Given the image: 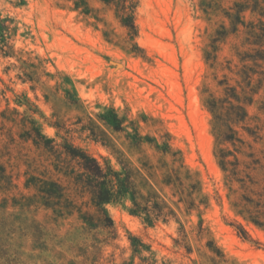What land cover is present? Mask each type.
<instances>
[{
  "label": "rangeland",
  "instance_id": "rangeland-1",
  "mask_svg": "<svg viewBox=\"0 0 264 264\" xmlns=\"http://www.w3.org/2000/svg\"><path fill=\"white\" fill-rule=\"evenodd\" d=\"M135 1L134 34L102 0H0V264H264V0ZM65 146L174 214L97 206Z\"/></svg>",
  "mask_w": 264,
  "mask_h": 264
},
{
  "label": "trees",
  "instance_id": "trees-1",
  "mask_svg": "<svg viewBox=\"0 0 264 264\" xmlns=\"http://www.w3.org/2000/svg\"><path fill=\"white\" fill-rule=\"evenodd\" d=\"M107 4L115 5L119 16L124 26L128 27L130 32L135 34L136 24L134 11L136 7L135 0H102ZM77 6L78 3H77ZM260 15L264 16V12L260 11ZM6 20L1 18L0 15V45H7L6 39L9 34V27L4 23ZM212 111V105L209 107ZM245 112V111H244ZM99 118L108 126L113 127L116 130L122 128V120L117 116L116 112L113 109L108 110L106 113L99 115ZM36 137H32V140L38 144V138L44 137L39 129H35ZM135 139H140V135L136 132L134 135ZM49 140V139H47ZM97 141V139H94ZM103 143V141H102ZM104 144V143H103ZM65 150L72 157H75L81 174L86 178L84 180V186L93 195V200L97 206H100L103 203L116 202L124 198H128L132 206L129 208V212L133 215H142L145 214L144 220L148 224H153L156 220L162 218V220H167L170 215H173L172 209L166 204L163 199L157 200L159 196L150 195L149 198H145L141 190L138 189L134 177L131 173V170L127 165L123 164L120 161L121 169H115L110 160L106 157H101V160L87 151L79 147H70L65 146ZM229 160L226 157H223L220 160L222 168L227 171L234 173L233 169H229L228 164ZM139 173V171H137ZM139 198L146 201L145 204H142L139 201ZM154 198V199H152ZM152 202V205L148 202ZM103 210V208H102ZM105 211V210H104ZM241 234L244 238H247L249 235L242 226H240ZM136 237H131L132 245L138 247V245L143 244L140 241H137ZM139 242V243H136Z\"/></svg>",
  "mask_w": 264,
  "mask_h": 264
}]
</instances>
